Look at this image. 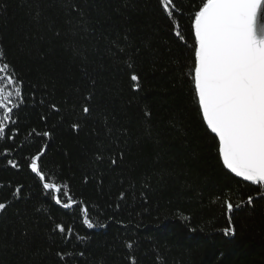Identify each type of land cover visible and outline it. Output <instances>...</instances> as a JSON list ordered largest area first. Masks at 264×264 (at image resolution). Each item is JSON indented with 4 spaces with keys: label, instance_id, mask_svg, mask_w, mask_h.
I'll return each mask as SVG.
<instances>
[{
    "label": "trees",
    "instance_id": "trees-1",
    "mask_svg": "<svg viewBox=\"0 0 264 264\" xmlns=\"http://www.w3.org/2000/svg\"><path fill=\"white\" fill-rule=\"evenodd\" d=\"M76 3L86 30L67 23L60 0H0V43L24 84L21 110L0 137V202L12 205L0 214V264H264V199L258 186L225 175L204 136L184 75L191 54L173 33L175 21L158 0ZM199 3L175 0L186 39ZM128 64L141 76L140 92L131 90ZM92 81L94 111L85 119L82 97ZM43 145L45 171L88 207L93 228L79 207L48 199L26 167ZM225 199L242 206L227 214ZM229 220L234 238L223 235ZM58 223L73 229L66 239L53 231Z\"/></svg>",
    "mask_w": 264,
    "mask_h": 264
},
{
    "label": "snow or ice",
    "instance_id": "snow-or-ice-1",
    "mask_svg": "<svg viewBox=\"0 0 264 264\" xmlns=\"http://www.w3.org/2000/svg\"><path fill=\"white\" fill-rule=\"evenodd\" d=\"M60 2L69 17L67 23L86 30L83 10L76 0ZM158 4L161 12L170 21H175L172 24L174 35L190 51L192 62L184 73L189 85L190 105L200 120L204 136L216 148L217 159L226 170L225 175L239 178L237 184L258 186L259 198L264 199L261 191L264 189V0H200L189 16L187 39L179 21L175 20V0H158ZM73 13L78 17L75 25L71 18ZM40 15L37 12L36 18L39 19ZM49 30L54 37L61 36L54 24L49 25ZM124 39L127 40V36ZM188 39L192 41L190 45ZM127 66L131 69V90L142 91L141 76L133 64ZM23 86L15 63L8 58L7 50L0 43V137L6 135V129L10 130L13 116L21 110ZM95 95V81H92L90 90L82 97L81 113L85 119L94 111L91 102ZM51 108L59 114L60 108L55 103ZM143 115L144 123H148L151 112L144 111ZM72 128L78 131L80 123H73ZM41 135L50 138L52 133L44 131ZM46 152L47 146H41L25 161L26 167L34 174L48 199L63 209L79 207L83 224L93 228L88 207L79 204L68 184L59 182L60 176L54 171H45L43 158ZM124 154L121 150L118 159L123 160ZM118 159H110L109 162L115 166ZM98 160L102 162V157ZM8 163L14 169L21 167L13 160ZM22 191L21 187L15 188L13 197L18 198ZM120 195L123 198L124 193ZM255 200L256 197L249 195L246 203L251 206ZM11 206L0 202V214L6 216ZM241 206L234 205L230 199L223 202L227 214L234 213ZM53 231L66 239L65 234H71L73 229L58 223ZM223 235L225 238L236 235L235 225L230 220L223 229Z\"/></svg>",
    "mask_w": 264,
    "mask_h": 264
},
{
    "label": "water",
    "instance_id": "water-1",
    "mask_svg": "<svg viewBox=\"0 0 264 264\" xmlns=\"http://www.w3.org/2000/svg\"><path fill=\"white\" fill-rule=\"evenodd\" d=\"M231 175V174H230ZM237 180L239 179V178H236ZM247 184V183H246Z\"/></svg>",
    "mask_w": 264,
    "mask_h": 264
}]
</instances>
